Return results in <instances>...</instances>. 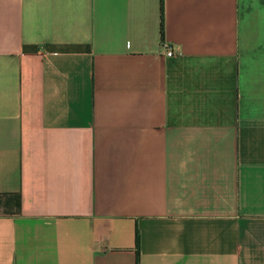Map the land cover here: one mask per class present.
<instances>
[{
	"label": "crops",
	"instance_id": "obj_1",
	"mask_svg": "<svg viewBox=\"0 0 264 264\" xmlns=\"http://www.w3.org/2000/svg\"><path fill=\"white\" fill-rule=\"evenodd\" d=\"M0 264H264V0H0Z\"/></svg>",
	"mask_w": 264,
	"mask_h": 264
},
{
	"label": "built area",
	"instance_id": "obj_2",
	"mask_svg": "<svg viewBox=\"0 0 264 264\" xmlns=\"http://www.w3.org/2000/svg\"><path fill=\"white\" fill-rule=\"evenodd\" d=\"M164 43V46H165V53L167 55H173L175 53V51L173 50V48L166 42H163Z\"/></svg>",
	"mask_w": 264,
	"mask_h": 264
},
{
	"label": "trees",
	"instance_id": "obj_3",
	"mask_svg": "<svg viewBox=\"0 0 264 264\" xmlns=\"http://www.w3.org/2000/svg\"><path fill=\"white\" fill-rule=\"evenodd\" d=\"M161 31H162V20H161ZM136 242L138 244V233L136 234Z\"/></svg>",
	"mask_w": 264,
	"mask_h": 264
}]
</instances>
